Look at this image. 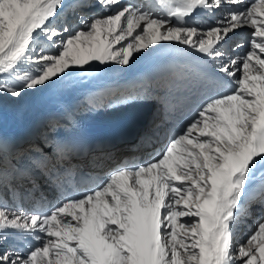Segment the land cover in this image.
I'll use <instances>...</instances> for the list:
<instances>
[{
	"label": "snow or ice",
	"instance_id": "6c2138e0",
	"mask_svg": "<svg viewBox=\"0 0 264 264\" xmlns=\"http://www.w3.org/2000/svg\"><path fill=\"white\" fill-rule=\"evenodd\" d=\"M96 5L105 14L80 16L70 31L54 23L64 0H0V93L18 98L92 61L128 65L163 42L211 58L234 87L210 96L152 162L119 167L47 213L0 201V240L12 229L37 242L0 250V264H264V0H74L73 11ZM198 9L224 13L206 28L188 24ZM244 28L235 49L246 51L225 61L231 34ZM37 168L60 181L55 165ZM8 175L0 172L5 187ZM18 178L38 188L33 172ZM254 215L256 227L234 242V225Z\"/></svg>",
	"mask_w": 264,
	"mask_h": 264
},
{
	"label": "bare ground",
	"instance_id": "6f19581e",
	"mask_svg": "<svg viewBox=\"0 0 264 264\" xmlns=\"http://www.w3.org/2000/svg\"><path fill=\"white\" fill-rule=\"evenodd\" d=\"M121 2L152 5L154 0H121ZM73 5L74 0H64V8L58 17L61 15L65 17L68 15L70 18L75 19V17L80 16L88 17L105 14V10L99 7V5L86 9L84 13L79 9L73 11ZM153 10L159 12L158 8H153ZM223 13L224 11H218L214 21L220 19ZM62 19V17L56 18L54 23H56L57 26H61L60 22ZM77 22L80 23L79 19ZM195 25L204 28L207 27L204 26L203 23H196ZM69 30L71 31L74 29L70 27ZM241 41L242 39L237 43ZM164 43L167 42H163L161 45ZM168 43L174 45L176 54H179L180 56L192 54L202 59L205 63L216 67V62L211 58L196 53L194 50L187 48V46L179 45L175 42ZM39 44L44 47L48 46V42L43 36L40 37ZM161 45L152 46L149 50L134 54L128 65H120L115 61H108L104 64H101L98 61H92L91 66L86 65L83 69L77 68L75 70H70L66 75L62 74L61 78H54V81L48 83L46 86H38L37 89L25 90L18 98L12 97L6 93H0V136L11 139L14 142L15 150L24 147V143L26 142L41 148V150L38 151L35 147H30L32 148L30 155L28 152L26 153V147L19 150L17 155H15L17 158H13V160L15 159V162L11 165L10 162H12V159L9 163H7L4 158L0 160L1 165L5 164L2 167H5L7 171H9V187H5L3 181L0 184V201L7 203L9 206L15 205L18 207L17 209L30 213L37 209H40L41 211L46 210L45 213L49 212L52 208L58 206L63 201L60 199L58 192L53 191L55 201L48 204L49 197H47V193L50 192L49 188L52 187L51 183H48L43 177H41V180H39L40 184H43L44 181L46 186H42L41 188L36 182L38 188L33 190L32 184L28 180H21L12 177V174L15 172L14 170H19L20 165L23 163H25V165L35 163L33 166L37 167L36 163L39 165L43 160L48 163V166L55 165V168L63 174L62 164L67 163V161L58 158V143L63 140L71 130H75L79 127H86L90 124L110 123L123 114L140 112L150 104L153 105L154 108L158 107V111H153L154 108L151 107V109L146 112L145 125L137 130L138 134L133 141L120 146L114 145L113 148L100 149L94 153L90 159L91 162L93 161L95 163L93 167L94 171L103 175V172L105 171L104 168L112 167L118 162H121L122 164L124 163L121 156H129L133 152L130 150V147H136V150L140 152L148 150L150 152L149 156L151 155L152 158H155L156 155L154 156V154L156 153V148L160 142L159 138L161 137L163 142L166 136L164 128H161V126L156 127V125L158 123L160 124L162 121L163 107L167 104L166 102L162 103L161 101L163 94L155 90L158 84V79L153 76L147 63L151 57L160 54L159 48ZM37 48L38 46L36 47V51ZM48 49L50 50L48 52L52 51L51 48L48 47ZM244 51H246V48L245 50L237 49L233 54L243 55ZM224 60L227 61L226 56ZM182 69H185L187 72L189 71L185 65ZM0 78H3V74H0ZM176 78L179 79L180 76H177ZM113 89L117 90L113 95L109 96L107 101H104L102 95ZM122 93H127V98L126 96L121 95ZM65 116H68V122L64 121ZM46 122L57 128L56 131L54 130L55 132L53 131L52 133H49L53 134L52 137L48 138V141L51 143L49 147L44 145L42 141L38 142L37 140H34L31 136V134L36 133L42 125L44 126ZM23 129H26L25 132L18 133ZM158 130H163L160 132V135L157 134ZM146 133L147 135H145ZM42 140L45 141L44 139ZM162 146L163 145L161 144V147ZM122 150L125 151L121 154L120 151ZM33 153L38 154L37 157H34ZM2 155L3 154H0V156ZM49 157H55V159L50 160ZM77 162L80 164L79 161ZM96 164H99V166L97 167ZM19 171H21V169ZM28 188H31L33 191L31 199L29 198L24 205H21L19 200L15 199L18 195L14 196V194L15 192L21 193L22 191L20 190H27ZM35 197L40 198L39 203H36ZM11 209L15 208L12 207ZM254 218L256 217L252 216V218H244L234 225V235H238V233L235 232V229L238 230L242 221H249ZM248 228L250 229V227ZM253 228L254 226H252L251 230ZM250 233L251 232L248 231V233L242 235L247 236ZM4 235L6 236V240H0V250L13 248L14 250L26 251L29 244L34 245L37 243L32 239L31 235L20 233L17 230L9 229ZM242 235L240 236L242 237Z\"/></svg>",
	"mask_w": 264,
	"mask_h": 264
},
{
	"label": "rangeland",
	"instance_id": "374dc122",
	"mask_svg": "<svg viewBox=\"0 0 264 264\" xmlns=\"http://www.w3.org/2000/svg\"><path fill=\"white\" fill-rule=\"evenodd\" d=\"M100 7V6H99ZM82 13H84V11L82 12ZM63 18L62 20H61V26H66V27H68V28H73V29H77L78 27H80V23L79 22H77L78 21V19H79V17H75V19H72V18H70L68 15L67 16H65V17H63L62 15L61 16H59V17H57V18ZM67 18L69 19V21H67ZM69 25V26H68ZM249 30V29H248ZM48 51H50L49 49H48V46L47 47H45ZM39 49H40V47L38 46V48H37V53L39 52ZM100 71V70H99ZM99 71H97V72H99ZM97 72H94V73H97ZM103 89V88H102ZM111 93H112V91H109V92H107V93H105L104 95H102V99H104L105 101H107L108 99L107 98H109V95H111ZM121 95H123V96H126V98H127V93H122ZM107 99V100H106ZM120 106H122V105H120ZM119 106V107H120ZM115 107H118V106H115ZM158 108V107H157ZM157 108H155L156 110H157ZM153 111H155V110H153ZM158 111V110H157ZM46 123H48V122H46ZM53 126H51V124H45V126L44 127H42L41 129H40V133H39V135H41V137H45L44 135H43V133L45 134V130L46 131H49V129L50 128H52ZM54 128L57 130V128L54 126ZM25 130L26 129H23L21 132H18V133H23V132H25ZM55 130V131H56ZM54 131V132H55ZM163 130H158V132H157V134H159L160 135V132H162ZM53 131H50V132H48V133H52ZM158 135V136H159ZM157 136V137H158ZM123 151H125V150H123ZM28 152V154L30 155V150H28L27 149V151H26V153ZM41 153V152H40ZM24 154V153H23ZM25 155V154H24ZM27 155V154H26ZM38 155V154H37ZM37 155H33L34 157H37ZM31 156H32V154H31ZM32 156V157H33ZM160 156V154L158 153L157 155H156V157L155 158H157V157H159ZM23 159H24V157H23ZM46 159V158H45ZM11 207H14L15 209H12L13 211H15V210H17V206H15V205H11ZM252 218V217H251ZM254 219H256V218H254ZM254 219H253V221H254ZM256 223V221H254V224ZM240 225H242V223L240 224ZM252 226H254V228L256 227V224L255 225H251V224H248V227H250V229L248 228V231L249 232H251L252 230H251V228H252ZM244 227H245V225L244 226H242V227H239L238 228V230H236L235 229V232H237L238 233V235H234V242H243V241H245L246 240V238L248 237V235L247 236H245V235H242V234H246V233H248V231L246 232V230L244 229ZM240 235H242V237L240 236Z\"/></svg>",
	"mask_w": 264,
	"mask_h": 264
}]
</instances>
